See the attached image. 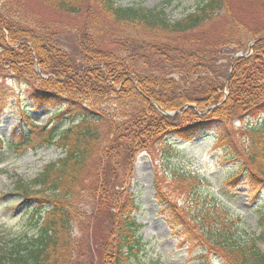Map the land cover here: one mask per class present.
<instances>
[{"label":"trees","instance_id":"obj_1","mask_svg":"<svg viewBox=\"0 0 264 264\" xmlns=\"http://www.w3.org/2000/svg\"><path fill=\"white\" fill-rule=\"evenodd\" d=\"M41 1L74 16L76 34L83 37L78 54H71L55 23L0 7V74L9 69L15 80L25 82V95L38 108H50L53 118L40 124L25 112L24 127L14 131L11 141L0 140V148L64 152L30 184L21 180L17 185L24 198L36 201V230L0 243V264H147L141 260L147 243L138 235L142 224L134 214L141 195L129 184L138 156L151 154L160 143L172 149L174 140L191 141L215 130L216 149L238 163L225 189L243 183L251 186L254 198L264 190V120H259L264 115V38L259 39L264 36V0H235L238 6L260 2L249 19L233 10V0H203L196 11L175 21L164 7H124L117 0ZM10 3L20 6L19 0ZM218 19L225 27L220 39L196 36ZM250 40L257 42L250 57L239 58L232 68L224 62ZM36 63L55 77L37 84ZM2 112L0 105V117ZM245 116L258 119L244 127L246 145L229 127ZM124 164L130 169L128 185L116 188ZM171 176L189 183L191 216L181 214L178 202L156 180L159 214L182 229V241L207 251L198 255L201 264L207 255L225 264H264L259 243L264 203L255 210L261 214L257 239L242 228V217L221 195L203 189L208 179L179 169Z\"/></svg>","mask_w":264,"mask_h":264},{"label":"rangeland","instance_id":"obj_2","mask_svg":"<svg viewBox=\"0 0 264 264\" xmlns=\"http://www.w3.org/2000/svg\"><path fill=\"white\" fill-rule=\"evenodd\" d=\"M15 1L17 0H0V7L6 4L11 13L20 11L27 18L39 19L44 24L47 22L55 23L58 26L59 38L64 40L68 52L74 55L78 54V42L82 40L83 36L76 34L74 24L78 22L74 16L55 7H50L41 0H19L20 6L10 3ZM202 1L117 0V3L124 7L134 6L149 9L164 7L168 18L175 21L196 11ZM259 3V1L253 2L254 5L251 6H244V3H239L238 6L236 1L233 0V10L249 19L251 14L259 11ZM210 25L205 27L204 32H197L196 36L212 40L220 39L225 29L224 21L218 19ZM188 38H191V35ZM263 38L260 37L259 39ZM250 43H253L250 55L229 57L230 60L228 56H225L224 62L228 63L229 61L231 67H233V64L239 58L250 57L254 52L253 48L257 43L256 40H250L247 46L238 49L246 54ZM238 50L229 55L234 56ZM172 75L179 79V73L173 72ZM13 76L14 74L9 69L0 74V105L3 106L0 117V140L7 142L11 141L14 131H19L24 127L23 114L25 112L35 117L40 124L52 123L53 121V118L50 117L51 109L48 107L38 108L25 95L27 89L25 82L15 80ZM51 76L55 77V75L46 74L38 63L35 64V76L33 78L39 81L37 84H41L42 80L44 81ZM223 94L225 97L228 96L227 87L223 89ZM224 101L225 99L219 104ZM259 120H264V115H261ZM257 122L258 119L245 116L236 118L229 127L240 134L241 144L246 145L248 143L245 140L244 127L255 125ZM215 146L216 131L209 130L203 131L191 141L174 140L171 145L172 149H169L166 144L160 143L153 149L151 154L145 151L138 156L129 185L135 192H140L141 195V207L135 213V220L137 223L142 224L138 235H141L142 240L147 243V253L146 256H141L142 262L147 264L151 262H157L158 264H201L202 258H199L198 255L207 252L201 246L192 248L190 241H182L184 235V233L182 235V229L170 223L169 220L167 221L164 215L159 214V205L154 198L156 180L166 194L175 203L178 202V206L181 207V214L187 218L191 216L189 210L191 209V198L187 195L189 183L187 181L180 182L178 177L175 180L174 176H171L173 169L193 174L198 173L204 180L208 179L203 189L221 195V199L231 207V210L242 217L244 221L242 228L254 234V237L258 239V221L261 214H257L255 210L259 204L264 203V190L260 191L259 195L254 198L251 186L243 183L230 186L228 190L225 189L226 180L236 172L238 163L225 160L224 152L216 149ZM171 150H173L172 153H170ZM63 155L62 149L56 147L25 148L24 151L17 152H13L8 147L6 148V145L0 148V243L10 238H19L35 232L36 218L32 210L36 206V201L33 198H24L18 192L17 185L21 180L25 181L22 183L24 185L31 183L45 165L61 158ZM128 171H130L128 164H124L119 169L118 186L116 188L128 185V177L126 176ZM209 179L212 180L211 186L208 183ZM259 243L260 247L264 248V238H260ZM203 264H225V262L217 255H207L203 258Z\"/></svg>","mask_w":264,"mask_h":264},{"label":"water","instance_id":"obj_3","mask_svg":"<svg viewBox=\"0 0 264 264\" xmlns=\"http://www.w3.org/2000/svg\"><path fill=\"white\" fill-rule=\"evenodd\" d=\"M252 45H253V43H250L249 44V47H248V52H246V54H244V52L241 50L240 52H237V54H235L232 58H235V57H237V56H239V55H249V54H251V51H252ZM167 113V112H166ZM167 114H172V113H167Z\"/></svg>","mask_w":264,"mask_h":264}]
</instances>
